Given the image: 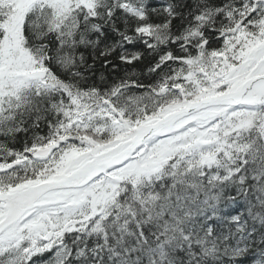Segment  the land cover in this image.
Instances as JSON below:
<instances>
[{"label":"snow or ice","instance_id":"snow-or-ice-1","mask_svg":"<svg viewBox=\"0 0 264 264\" xmlns=\"http://www.w3.org/2000/svg\"><path fill=\"white\" fill-rule=\"evenodd\" d=\"M0 264H264V0H0Z\"/></svg>","mask_w":264,"mask_h":264}]
</instances>
